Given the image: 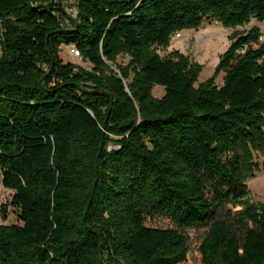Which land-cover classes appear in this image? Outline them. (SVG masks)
I'll return each instance as SVG.
<instances>
[{
  "label": "trees",
  "instance_id": "obj_1",
  "mask_svg": "<svg viewBox=\"0 0 264 264\" xmlns=\"http://www.w3.org/2000/svg\"><path fill=\"white\" fill-rule=\"evenodd\" d=\"M67 3L0 0V185L21 222L0 225V264H183L197 225L202 264H264V202L245 185L264 155L259 28L229 35L197 87L198 64L156 50L204 19L263 22L264 0ZM226 203L242 208L224 218ZM159 214L175 228L146 226Z\"/></svg>",
  "mask_w": 264,
  "mask_h": 264
},
{
  "label": "rangeland",
  "instance_id": "obj_2",
  "mask_svg": "<svg viewBox=\"0 0 264 264\" xmlns=\"http://www.w3.org/2000/svg\"><path fill=\"white\" fill-rule=\"evenodd\" d=\"M76 0H68L64 6L66 11L72 7V14H75L74 7ZM62 4V3H61ZM253 27L259 28L261 32L260 42H264V21H258L254 18L249 23L236 28H226L213 19H204L202 25L196 29L181 30L170 36L169 42L165 48H156L158 54L162 57L167 56L173 51L186 56L191 62L200 66V72L195 82V87L206 79L210 78L221 54L225 52L230 44L229 35L235 31H248ZM60 57L64 63L72 62L85 68L90 66L85 63L80 55L74 52L72 46H66L60 52ZM129 61V56L120 54L116 58V64L125 66ZM223 73L218 74L214 82L217 86L222 84ZM164 95L163 87L153 86L152 96L161 98ZM252 161L258 164V169L252 171V175L245 180L248 190L249 202H264V155L261 153L254 154ZM14 191L7 190L0 185V225L20 224L18 217L11 206V199ZM242 206H234L226 203L221 212L224 218H231L232 215ZM146 226L157 228H175L171 220L163 214L146 219ZM185 238L187 257L183 264H202L199 246L207 234L206 225H197L192 228L180 230Z\"/></svg>",
  "mask_w": 264,
  "mask_h": 264
},
{
  "label": "built area",
  "instance_id": "obj_3",
  "mask_svg": "<svg viewBox=\"0 0 264 264\" xmlns=\"http://www.w3.org/2000/svg\"><path fill=\"white\" fill-rule=\"evenodd\" d=\"M75 4H76V1H75ZM75 4H74V7H76ZM67 13H69V14H70L71 16H73V17L75 16V14H72V7H71V9L69 10V12H67Z\"/></svg>",
  "mask_w": 264,
  "mask_h": 264
},
{
  "label": "bare ground",
  "instance_id": "obj_4",
  "mask_svg": "<svg viewBox=\"0 0 264 264\" xmlns=\"http://www.w3.org/2000/svg\"><path fill=\"white\" fill-rule=\"evenodd\" d=\"M75 52V51H74ZM77 53V52H76Z\"/></svg>",
  "mask_w": 264,
  "mask_h": 264
}]
</instances>
